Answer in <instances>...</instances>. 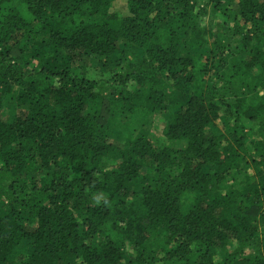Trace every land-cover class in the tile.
Returning a JSON list of instances; mask_svg holds the SVG:
<instances>
[{
	"label": "trees",
	"instance_id": "obj_1",
	"mask_svg": "<svg viewBox=\"0 0 264 264\" xmlns=\"http://www.w3.org/2000/svg\"><path fill=\"white\" fill-rule=\"evenodd\" d=\"M115 1L0 0V264H264V0Z\"/></svg>",
	"mask_w": 264,
	"mask_h": 264
},
{
	"label": "rangeland",
	"instance_id": "obj_2",
	"mask_svg": "<svg viewBox=\"0 0 264 264\" xmlns=\"http://www.w3.org/2000/svg\"><path fill=\"white\" fill-rule=\"evenodd\" d=\"M111 6L112 7H111L110 11L113 13V15L116 16V18H120L126 14L125 0H117ZM216 20H215V18H211L210 16H205V18L203 20H200V26L206 27V26H209L211 24V27H212L211 30L214 32V27L218 23H220L221 19L216 17ZM212 24H214V25H212ZM86 65H88L90 70H92V71L89 70V74L92 75L96 80H98L99 78L109 79L110 74L107 72H104V70L100 69L101 62H97V63L94 62L92 64L87 63ZM159 122H160V117H158V116L154 117L153 124H152V130H151V133L153 135L159 134V131H157L158 127H159Z\"/></svg>",
	"mask_w": 264,
	"mask_h": 264
}]
</instances>
